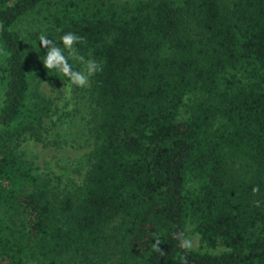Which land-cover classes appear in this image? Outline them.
Masks as SVG:
<instances>
[{
  "label": "trees",
  "instance_id": "1",
  "mask_svg": "<svg viewBox=\"0 0 264 264\" xmlns=\"http://www.w3.org/2000/svg\"><path fill=\"white\" fill-rule=\"evenodd\" d=\"M86 59L89 167L62 186L21 147L58 145L41 84ZM30 263L264 264V0H0V264Z\"/></svg>",
  "mask_w": 264,
  "mask_h": 264
},
{
  "label": "rangeland",
  "instance_id": "2",
  "mask_svg": "<svg viewBox=\"0 0 264 264\" xmlns=\"http://www.w3.org/2000/svg\"><path fill=\"white\" fill-rule=\"evenodd\" d=\"M116 1L124 3L136 0ZM43 22H45L43 15L35 14L25 18L19 24V28L23 35L30 31L38 32ZM93 64L91 59L82 60L80 64L78 77L84 78V84L77 83L76 80L71 82L47 80L41 84L42 92L58 107L59 112L51 119L56 120V125L51 129L53 133L50 136L51 139L58 141V145H44L28 140L21 147L25 157L35 166L38 173L50 175L55 179L58 177L62 186H71L72 182L81 184L89 167L87 155L92 149L93 139L88 124L90 115L88 87ZM51 120L48 121L49 126ZM188 234L192 246L196 249L211 252L223 250L204 247L194 225H189Z\"/></svg>",
  "mask_w": 264,
  "mask_h": 264
},
{
  "label": "clouds",
  "instance_id": "3",
  "mask_svg": "<svg viewBox=\"0 0 264 264\" xmlns=\"http://www.w3.org/2000/svg\"><path fill=\"white\" fill-rule=\"evenodd\" d=\"M63 39H64L65 43H71L73 37L69 35V36H65ZM58 58H59V56L56 54L55 51H53L52 53L49 54V58H48V60L46 61L47 65H48L49 67H51L52 64H53V60H54V59H58ZM76 82H77V83H80V84H84V83H85V80H84L83 77H77V78H76ZM182 246L187 247V246H188V245H187V241H185L184 244H183Z\"/></svg>",
  "mask_w": 264,
  "mask_h": 264
}]
</instances>
